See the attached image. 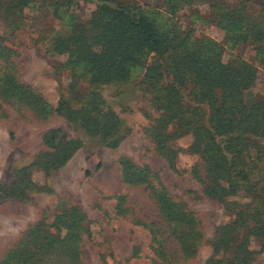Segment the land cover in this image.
Wrapping results in <instances>:
<instances>
[{
    "label": "rangeland",
    "instance_id": "rangeland-1",
    "mask_svg": "<svg viewBox=\"0 0 264 264\" xmlns=\"http://www.w3.org/2000/svg\"><path fill=\"white\" fill-rule=\"evenodd\" d=\"M112 1L139 8L170 37L215 41L224 50V64L241 60L255 65L257 80L245 98L252 96L255 102L264 98V53L257 54L260 45L264 48V36L260 43L254 36L244 43L230 41V32L227 36L228 31L217 25L219 16L207 0ZM239 1L229 3L235 6ZM244 5L251 17L259 14L255 2ZM96 9L85 0H31L19 10L16 26L6 23L0 10V41L7 49L0 57V264H17L15 258L28 259L35 250L39 254L35 258L45 257L47 250L56 257L58 252L51 248L61 247L62 240L67 258L76 256L81 264H210L219 230L234 215L211 197L220 189L196 147L195 131L186 132L184 123L178 129L176 121L160 134L157 122L165 110L157 87L174 78L166 64L160 63L164 68L158 82L152 79L156 72L148 75V67L155 68V58L149 56L129 81L97 86L83 79L80 95L72 98L75 73L82 72L67 66L68 55L54 52L53 40L57 35L69 37L73 25L87 23ZM10 84L27 87L33 100L8 93ZM190 91L191 86L182 89L185 103ZM95 99L101 103L99 110L112 112L121 122L118 136L89 135L78 118L59 108L68 102L73 111L80 110ZM116 139L117 146L108 147L105 140ZM61 144H69V150L58 154ZM70 152L72 156L57 169ZM252 153L254 157L255 149ZM130 164L135 167L130 169ZM160 193L193 215L199 236L192 250L177 239L171 218L158 201ZM227 201L244 204L250 198ZM74 207L84 216L80 240L70 243L65 239L68 229L58 225L57 218ZM244 238L242 231L238 240ZM249 249L248 264H264V239L251 238ZM57 260L68 262L63 256Z\"/></svg>",
    "mask_w": 264,
    "mask_h": 264
},
{
    "label": "trees",
    "instance_id": "trees-1",
    "mask_svg": "<svg viewBox=\"0 0 264 264\" xmlns=\"http://www.w3.org/2000/svg\"><path fill=\"white\" fill-rule=\"evenodd\" d=\"M85 1L96 4L97 9L91 19L87 23L73 25L69 37L57 35L53 40L54 52L68 55L67 66L74 71L80 68L82 72L75 73L71 85V91H75L72 98L80 95L83 79L97 86L129 81L138 68L145 66L149 56L155 58V68L149 66L148 75L156 72L157 75L152 76V79L158 82L164 68L160 63H165L174 78L170 84H159L157 87L158 101L165 110L163 118L157 122L160 134H164L176 121L178 129L184 123L186 132L190 129L195 131L196 147L200 148L199 153L208 162L209 171L220 189L212 193L211 197L221 200L226 211L234 215V220L219 230L214 243L215 257L210 264L250 263L251 238L264 239V98L257 102L253 101L252 96L248 101L245 98L256 83V66L241 60L224 64L221 60L224 50L220 44L209 38L191 41L188 37H170L169 32L162 31L156 20L139 8L112 0ZM173 1L177 3V0ZM207 1L219 16L216 18L217 25L228 31L227 36L230 32V41L244 43L252 36L255 42L262 41L264 0H240L236 7L229 0H223L221 5ZM252 2L260 11L251 17L244 4ZM29 3L31 0H5L0 3L5 22L10 21L15 25L19 20L15 18L20 16L19 10ZM10 14L15 21H12ZM246 21L252 24L248 26ZM6 51L0 41V57L5 56ZM263 53L264 48L260 45L257 54ZM188 86H191L190 100L185 103L182 89ZM8 88V93L17 92L22 99L28 97L33 100L28 95L32 92L27 87L10 84ZM24 91L28 93L23 94ZM100 106V101L95 99L80 110L73 111L74 106L68 102L59 108L66 114H72V119L78 118L89 135L105 139L118 136L121 122L112 112L99 110ZM205 108L208 112L204 111ZM117 139L114 142L105 141L108 147L113 148L117 146ZM167 139L165 135L162 143ZM61 145L56 149L58 154H61V149L63 153L69 150V144ZM72 154L70 152L63 156L56 168L62 167ZM245 156H251L248 162ZM130 165V169L135 167ZM51 167L54 171V166H48L47 170H51ZM136 175L140 176V170ZM157 197L171 218L177 239L186 244L188 250H192L194 239L199 236L193 215L182 204L173 203L164 193ZM229 197L250 198V202H228ZM82 216L80 209L74 207L57 218L58 225L68 229L65 239L70 243L80 240ZM242 231L245 232V238L240 242L238 238ZM58 243L61 247L51 248L58 252L56 257L47 250L43 253L45 257L35 258L39 255L35 250V254L28 259L15 258L16 263L81 264L80 258L76 256L67 258L65 240ZM16 255L17 252L12 257ZM61 256L68 262L60 263L57 259Z\"/></svg>",
    "mask_w": 264,
    "mask_h": 264
}]
</instances>
